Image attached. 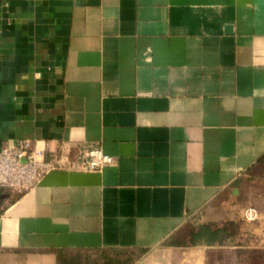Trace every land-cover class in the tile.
<instances>
[{
    "label": "crops",
    "instance_id": "crops-1",
    "mask_svg": "<svg viewBox=\"0 0 264 264\" xmlns=\"http://www.w3.org/2000/svg\"><path fill=\"white\" fill-rule=\"evenodd\" d=\"M21 139L112 162L0 190V264L222 261L206 225L264 164V0H0V148Z\"/></svg>",
    "mask_w": 264,
    "mask_h": 264
},
{
    "label": "built area",
    "instance_id": "built-area-1",
    "mask_svg": "<svg viewBox=\"0 0 264 264\" xmlns=\"http://www.w3.org/2000/svg\"><path fill=\"white\" fill-rule=\"evenodd\" d=\"M111 162L112 158L96 144H80L73 158L66 146L48 151L21 139L0 148V190L19 194L37 186L53 170L99 172ZM244 216L246 220L253 221L257 212L247 208Z\"/></svg>",
    "mask_w": 264,
    "mask_h": 264
},
{
    "label": "rangeland",
    "instance_id": "rangeland-1",
    "mask_svg": "<svg viewBox=\"0 0 264 264\" xmlns=\"http://www.w3.org/2000/svg\"><path fill=\"white\" fill-rule=\"evenodd\" d=\"M228 203L232 210L215 234L224 258L222 261L214 259L210 264H264V164L239 182L238 190L234 196L230 194ZM247 208L256 210L255 220H246ZM192 245L194 241L187 246ZM217 251H211L213 257Z\"/></svg>",
    "mask_w": 264,
    "mask_h": 264
},
{
    "label": "trees",
    "instance_id": "trees-1",
    "mask_svg": "<svg viewBox=\"0 0 264 264\" xmlns=\"http://www.w3.org/2000/svg\"><path fill=\"white\" fill-rule=\"evenodd\" d=\"M220 225H222V223L206 225V229L216 234ZM224 225L223 229L226 227H224ZM197 235L198 228L193 227L188 238V243L185 245L191 244ZM143 253L144 251L141 250L115 249L79 250L70 253L59 252L57 254V264H133Z\"/></svg>",
    "mask_w": 264,
    "mask_h": 264
},
{
    "label": "water",
    "instance_id": "water-1",
    "mask_svg": "<svg viewBox=\"0 0 264 264\" xmlns=\"http://www.w3.org/2000/svg\"><path fill=\"white\" fill-rule=\"evenodd\" d=\"M3 197H4V195H1V196H0V198H3Z\"/></svg>",
    "mask_w": 264,
    "mask_h": 264
}]
</instances>
